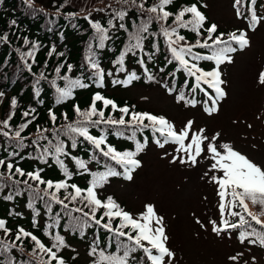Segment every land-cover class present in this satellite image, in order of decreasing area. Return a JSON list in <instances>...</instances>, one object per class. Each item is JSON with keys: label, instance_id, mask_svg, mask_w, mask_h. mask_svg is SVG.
<instances>
[{"label": "snow or ice", "instance_id": "obj_1", "mask_svg": "<svg viewBox=\"0 0 264 264\" xmlns=\"http://www.w3.org/2000/svg\"><path fill=\"white\" fill-rule=\"evenodd\" d=\"M26 3L31 7L32 0H26ZM117 3L130 4L140 13L146 12L148 15L147 17L141 15L140 23L134 24L130 32L123 23L128 15V9L125 8L113 10L107 27L88 17L85 19H89L92 29L95 30L93 39L97 41L95 47L98 49H104L106 42L111 39L109 32L116 27L113 21H120L119 28L128 32V43L115 61V65H118L116 73H125L124 78L117 79L113 72L104 71L97 59L93 43L89 42L85 61L91 75L84 76L82 73L73 78L68 74L72 72L73 65L67 64L66 72H62L65 65L58 64L54 69L55 77L51 80H48V76L43 71L36 76L33 85L35 97L41 95L39 85L43 80H48L51 87L55 89L56 105H62L74 99V93L78 89H87L92 84L97 88L104 87L106 77H113V85L127 87L141 78L136 71H129L125 65V58L132 55L138 57L137 63L143 69V75L147 80L161 83L170 95L175 93L177 103H183L185 107H195L199 103L203 105V110L209 116L216 113L219 102L227 95L221 66L234 63L233 54L251 46L247 32L244 30L220 32L218 25L209 23L207 15L201 10L208 6L201 0L181 5L175 11L171 9V6L175 5V0H157L150 7H145L143 0L139 3L137 0H117ZM255 5L256 0H234L233 4L237 18H245L248 21V29L251 31H255L259 24L264 23V16L257 15ZM245 7L247 14L244 11ZM153 22L159 25L158 32L150 31ZM11 23L15 25L16 21L13 20ZM73 27L76 25L73 24ZM182 30L194 33L197 37L195 42H190L182 34ZM149 37L157 41L163 37L168 53L165 67L175 66V71L167 74L173 78L171 81L157 80L156 75L149 69L148 64L160 51L158 43L153 44L152 52L145 51L144 41ZM0 40L7 42V34L0 36ZM24 44L30 45V49L22 52L21 58H27L25 67L32 72L39 45L26 37ZM200 50H206V53ZM17 51L20 52L19 49ZM54 53L64 56L63 52L57 53L55 47L48 52V55L51 56ZM28 60H32L33 63H29ZM203 61L212 62L214 67L211 70H205L201 63ZM160 71L163 72L164 68ZM177 72H182L187 78L179 90L175 82ZM58 80L63 81V86L58 84ZM86 80L91 83L85 82ZM258 82L264 85V71L259 73ZM198 93H203L206 99L197 100ZM3 95L4 93L0 92V97ZM17 104V100L13 98L10 102L11 109H16ZM106 109L110 111L106 113ZM72 110L77 118L73 120L67 113H62L64 123L58 124L60 117L52 108H49L48 119L52 127H37V138L31 140L29 144L25 143L28 137L22 134L36 120L35 108L22 112L24 122L17 129H13L10 124L15 115L14 111H10L8 116L0 121V135L16 141L15 144H9L8 148L11 151L5 149L8 151V158L0 159V168L6 169L8 173L6 178L11 182L3 183L5 176L4 173H0V192H3L5 187L10 188L3 199L13 201L15 197L27 192L29 195L27 207L33 213L32 227H41L39 219L41 211L36 207L40 202L51 221L44 226V234L51 240V245L47 246L33 232L22 226L13 230L7 226L8 221L0 218V231L5 237L14 236L10 243L0 239V254L16 248L17 242L22 245L24 241L30 240L34 244L32 254L38 251L46 257V259L41 257L40 264H66L60 252L69 245L65 237L60 232H54L53 229L60 227L61 220L67 216L68 222L64 227L69 231L78 232L81 237L88 229L94 227L103 229L109 234L104 247L100 246L102 241L99 237L92 241L89 251V256L93 258L92 264H173L175 253L168 247L169 236L166 233L164 217L158 214L153 204H146L143 211L134 215L125 210L112 196L102 199L98 191L109 182L111 177L122 176L126 180L133 179L132 173L142 166L137 157L148 144L147 137L143 142L137 137L138 134L143 135L146 130L151 132L152 142L159 148L169 144L175 145L176 155L172 156V163L179 162L195 167L201 158L210 162L204 177L217 186L220 213L218 222L216 220L209 222L212 225V232L217 236L227 234L231 237V233L237 231V239L241 244L247 242L264 248V166L257 164L232 143L222 141L220 132L208 135L205 128H195L193 120H188L183 127L177 128L163 115L135 112L128 106L121 107L100 92L93 94L87 109H81L79 104H73ZM115 112L121 114L119 118L112 115ZM91 129H98L99 135L92 134ZM109 135L131 141L134 144V150H118L108 141ZM84 142L91 146L88 160L72 155V151ZM30 146H35L32 159L44 165L51 161L61 170L63 179L46 180L41 174L44 171L43 168L26 172L12 162L16 157L23 159L21 152ZM66 159H70L75 164L76 172L69 168L65 162ZM93 162L103 170L92 171L89 165ZM117 166L122 171L117 170ZM76 174H86L90 177L86 188L69 182ZM15 176L26 178L14 179ZM70 204L80 206L69 207ZM54 205H60L64 215L60 212L54 213ZM250 205L258 206L259 210L251 211ZM9 215L21 216L22 213L10 211ZM196 222L201 223L199 220ZM201 227L204 225L201 224ZM113 247L115 250L109 251ZM20 251H23L22 247ZM137 253L141 255L138 256ZM241 255L243 254L238 253L229 259L237 261ZM0 264H13V261L11 258H6L5 261H0Z\"/></svg>", "mask_w": 264, "mask_h": 264}, {"label": "trees", "instance_id": "obj_2", "mask_svg": "<svg viewBox=\"0 0 264 264\" xmlns=\"http://www.w3.org/2000/svg\"><path fill=\"white\" fill-rule=\"evenodd\" d=\"M206 1L207 0H201L202 3H206ZM137 2L139 3L141 0H137ZM143 2L145 3V7H150L156 3L157 0H143ZM193 2H197V0H175V5L171 6V9L175 11L177 7ZM233 4L234 0H231V6L236 13V9L233 7ZM254 7L258 16H264V0H256V5ZM121 8L128 9V15L125 17L123 23L126 24L129 32L132 31L134 24L140 23L141 15L144 17H147L148 15L146 12L140 13L135 6H131L130 4L117 3V0H45V2L32 0L31 7H29L26 3V0H0V36H3L4 34H7L8 36L7 42L0 40V92L4 93V95L0 97V121L4 120L10 111H14L15 115L13 116V120L10 121V124L13 129H17L19 125L24 122V118L21 115L22 112L27 111L29 108H35L37 118L22 134L28 137L25 141L26 144H29L31 140H35L37 138V127H52V124L48 119L49 108H52L56 112L57 116L60 117L58 124L64 123L61 116L62 113H67L69 118L74 120L77 117L72 110V105L79 104L81 109H87L95 92H100L105 97L113 99L121 107L128 106L132 111L147 112L151 114L155 113L143 110L136 102L129 99L125 92L130 88L137 87L157 88L162 90L165 95L172 96L176 100V94L174 93L170 95L167 90L161 86V83L148 81L143 75V69L140 64L137 63L138 57L129 55L125 58V65L129 71L137 72V74L141 77L139 80L133 81L131 85L125 87L122 85H113V77H106L104 87L97 88L94 84H92L87 89L76 90L74 93V99L69 100L62 105L55 104V89L52 88L48 82V80L55 77V67L58 64L63 63L65 68L62 69V72H66V65H73L72 72L68 73L73 78L80 76L82 73L84 76L91 75L85 61V57L88 55L89 42L93 43L97 59L104 71L106 73L113 72L115 78L117 79L124 78L125 73H116V67H118V65H115V61L128 43V32L119 28V23H121L120 21H113L116 24V27L111 29L109 32L111 39L106 42L104 49H98L95 47L97 41L93 39L95 36V30L92 29L89 23L90 19L92 21L100 22L103 27H107V22L111 19L113 10H120ZM201 10L207 15L209 23H215L209 18L206 8H202ZM244 11L247 14L246 7ZM85 17H88L89 19H85ZM238 19L248 25V21L245 18L242 17ZM13 20L16 21L15 25L11 23ZM73 24H75L76 27H73ZM237 29L238 28L231 29L230 27H219V31L224 33L236 31ZM150 31L158 32L159 25L153 22ZM182 34L185 35L190 42L194 43L197 39L194 33L182 30ZM25 37L29 41L35 42L39 45V48L35 53V63H33L32 60H28L29 63H33L32 72H29L25 67V59L27 58H21V53L30 49V45L26 46L24 44ZM156 43L159 44L160 51L155 56L154 60L148 64V67L156 75L157 80L167 79L171 81L173 78L167 74L175 71V66L167 65V67H165L168 53L164 45L163 37H160L158 41L153 37H149L145 40V51L152 52L153 44ZM53 47L56 48L57 53L63 52L64 56H58L55 53L49 56L48 52ZM17 49H19L20 52H18ZM200 51L206 53V50ZM145 59L147 58L145 57ZM201 63L205 70H211V68L214 67L212 62L209 61H203ZM161 68H164L163 72L160 71ZM42 71L48 76V80L40 82L39 87L41 88V95L40 97H35L33 85L35 83L36 76H38ZM185 79L187 78L182 72L176 73L175 82L178 90L183 86V81ZM57 82L63 86V81L58 80ZM85 82L91 83L87 80ZM190 83H192V81H190ZM13 98H15L18 102L17 108L14 110L10 107V102ZM196 99L204 100L206 97H204L203 93H198L196 95ZM180 104L184 106L183 103ZM196 106L203 105L198 103ZM105 111L108 113L110 109H106ZM112 115L115 118H119L121 114L119 112H115L112 113ZM155 115L159 116V114ZM91 132L94 135H99L98 129H91ZM145 137L148 138V144L143 152H141L137 157L138 159L145 154L150 145L154 144L152 142V134L148 130H146L143 135L138 134L137 138L143 142ZM108 141L120 151L134 150V144L129 140L109 135ZM15 143V140H9L3 135H0V159L8 158V151H11L8 146L9 144ZM41 143L46 142L41 141ZM34 148L35 146L25 148L23 152H21L23 159L16 157L12 162L23 168L26 172L33 171L37 168H43L44 171L41 174L46 180L57 181L63 179L61 170L51 161H49L47 165H44L39 161L32 159ZM5 149H8V151H5ZM90 150L91 146L84 142L81 143L77 149L72 151V155L88 160ZM101 159H103V157H101ZM65 162L73 172H76V166L70 159H66ZM108 163L111 162L108 161ZM89 167L92 171L103 170V168L97 166L95 162L91 163ZM117 170L122 171V169H119L118 166ZM0 173H4L5 176L3 183L10 184L11 182L6 178L8 175L6 169L0 168ZM25 178L26 177L19 176L14 177V179ZM89 180L90 177L86 174H76L69 182L75 183L81 188H86ZM115 181H123V177H111L109 182L105 184L103 188L98 190L102 199L107 196H112L116 200L113 194H108L104 190L107 185ZM9 191L10 188L5 187L3 192H0V218L8 221L7 226L11 229L15 230L17 227L22 226L26 230L36 234L47 246H50L51 240L44 234V226L51 221L48 215L44 212L42 202L36 205V207H38L41 211V217L39 218L41 227L33 228V213L32 210L27 207L29 201L28 193L25 192L24 195L15 197L13 201H6L3 199V196L7 195ZM65 202L67 203L68 201ZM74 206L80 205H69V207ZM250 209L253 212H257L259 207L250 205ZM10 211L22 213V215H9ZM53 212H60L64 215V210L60 205H54ZM74 215H78V213H74ZM67 222L68 217L64 216L61 220L60 227L53 229L54 232H60V234L65 237L66 243L69 245V247L64 248L60 252V255L64 258L66 264H92L93 258L89 256L92 241L96 237H99L102 241L100 246L104 247L109 234L103 229L94 227L88 229L86 234L81 237L78 232L69 231L64 227ZM233 233L237 239L238 232L234 231ZM0 239L4 240L6 243H10L14 239V236L5 237L4 233L0 231ZM237 242H239L238 239ZM244 244L251 245L247 242ZM251 246L261 250L262 257L260 264H264V248L258 245ZM21 247L23 248V251H20ZM33 247L34 244L30 240L24 241L22 245L20 242H17L16 248H12L10 252L0 254V261H5L6 258H11L13 264H22V262H26V264H40L41 257L44 259H46V257L38 251L35 254H32ZM78 247H81L87 255L86 261L79 258V253L77 251ZM114 250V247L109 249V251ZM137 255L139 256L141 253H137Z\"/></svg>", "mask_w": 264, "mask_h": 264}, {"label": "rangeland", "instance_id": "obj_3", "mask_svg": "<svg viewBox=\"0 0 264 264\" xmlns=\"http://www.w3.org/2000/svg\"><path fill=\"white\" fill-rule=\"evenodd\" d=\"M206 4L209 18L218 27L241 28L251 41L250 47L233 54L234 63L221 66L227 95L219 102L218 111L209 116L203 106L186 108L157 88H130L125 94L143 110L165 116L177 128L193 120L194 127L205 128L208 135L220 132L222 141L264 166V85L258 82L259 73L264 71V23L251 31L235 16L231 0H207ZM174 148L171 144L164 148L150 145L133 179L112 182L105 192L134 215L146 204L155 206L164 217L168 247L175 253L173 264H260V249L237 242L233 232L231 237L217 236L211 230L209 222H218L220 213L217 186L204 177L210 162L201 158L195 167L172 163ZM77 251L86 261L81 247ZM238 253L243 255L237 261L229 259Z\"/></svg>", "mask_w": 264, "mask_h": 264}]
</instances>
